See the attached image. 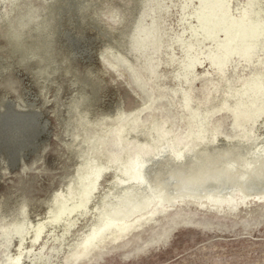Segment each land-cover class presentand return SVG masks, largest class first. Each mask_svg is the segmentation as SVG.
<instances>
[{"label":"bare ground","instance_id":"obj_1","mask_svg":"<svg viewBox=\"0 0 264 264\" xmlns=\"http://www.w3.org/2000/svg\"><path fill=\"white\" fill-rule=\"evenodd\" d=\"M175 10L176 4L169 8L161 21L152 20L140 35L135 32L133 44L140 54L145 53L148 59L156 60L157 50L164 42L162 24L169 23ZM261 31L264 32V0H196L183 11L178 36L167 37L166 42L182 50L187 41L191 43L197 37L195 45L208 42L213 46L215 54L246 55L253 47L264 48V34ZM64 43L66 49L72 47L71 33ZM100 55L102 61L111 59L110 68L113 70L119 67L128 70L123 59L118 61L108 54ZM166 60V65L172 68L166 76L170 80L175 61L170 55H166ZM252 60L255 62L249 67L243 66L234 74L235 78L229 77L230 73L212 76L211 85L217 87L225 82L224 96L221 99L230 119L228 128L235 132L233 137L216 129L217 125L211 121V110H203V105H199L195 99L186 112L182 111L179 118L171 116L161 119L157 115L161 108L154 105L157 97H154L153 86L156 84L153 79L159 74L157 70L160 62L155 61L146 69V79L152 85L146 80L144 82L140 74L130 73L134 85L146 92L145 95L148 94L149 102L130 112L115 109L102 113L101 117L107 118H96L87 123L89 129L86 137H83L79 165L84 171L78 177L92 193L99 185L103 173L113 170L115 177L108 189L114 183L119 185L122 189V203L116 205L100 196L95 211L87 214L85 204L77 203L65 212L60 208L59 201L53 199L56 207L49 212V216L35 224L21 221H7L3 224L0 221V236L8 230L27 233L26 240H20L14 254H5L1 264H32L30 254L41 250L49 254L53 264H56L54 259L57 262L59 256L65 253L68 255L63 260L65 264H75L77 260L83 263L85 259L91 261L89 257L92 252L106 250L108 245L111 248L121 247L123 241L127 240L128 243L131 232L139 235L145 230L144 226L150 227L152 222L168 219L162 212L171 211L177 205H192L196 212L228 217H236L238 210L248 204L264 205V156H261V152H264V133L258 132V127L264 125V114H260L261 118L257 116L260 111H264V70H252V67L264 69V52L254 56ZM244 71L249 72L244 74ZM192 95L194 98L196 93L192 92ZM209 95L206 94L208 102L214 97ZM160 98L167 100L169 104L168 97L162 95ZM247 109L248 112L244 114ZM148 110L151 113L146 120H142L143 112ZM242 113L244 115L239 117ZM42 114L39 106L34 103L7 96L1 98L0 163L13 167L27 152L35 155L39 152L43 146L40 144L43 141L40 135L45 128ZM77 126L74 125V128ZM180 129L181 142L176 140L175 135ZM209 139L212 144L221 140L238 145L234 150L235 157L225 165L226 170L206 177L213 180L216 187H201L190 191L185 198L167 203L158 197L142 201L144 191L141 189L150 191L148 183H152L164 157L170 154L175 160L181 161L186 152L193 147L198 150ZM110 144L115 147L112 151L108 150ZM250 148L251 154L248 152ZM129 206L137 208V211L129 212ZM157 215L160 219H155ZM81 218L85 219L83 227L72 233ZM92 244L95 245L94 248Z\"/></svg>","mask_w":264,"mask_h":264},{"label":"rangeland","instance_id":"obj_2","mask_svg":"<svg viewBox=\"0 0 264 264\" xmlns=\"http://www.w3.org/2000/svg\"><path fill=\"white\" fill-rule=\"evenodd\" d=\"M195 1L150 0L149 7L141 5L134 13L136 31L140 35L149 22L161 21L166 17L169 8L176 4V10L170 16L169 23L162 24L164 42L157 50L155 60L161 64L157 70L158 76L153 79V83L156 84L153 86L154 97H157L154 105L161 108L157 112L161 119L171 116L179 118L182 111L186 112L195 99L199 105H203V110H211V121L217 125L216 129L232 136L235 132L229 130L230 119L221 99L224 96L225 82L217 87L211 85L212 76L217 73L222 75L230 73L229 77L235 78L234 74L243 66H251L255 62L252 60L254 56L262 54L264 48L253 47L246 55L215 54L212 51L213 46L208 42L195 45L197 37H194L191 43L187 41L182 50L168 45L166 38L178 36L183 11ZM133 38L132 41L135 42ZM87 47L98 49L99 45L92 43L89 37ZM109 53L108 56L114 60L123 59L122 62L125 61L129 71L120 67L113 70L110 68L111 59L106 58V61L100 59L99 62L95 51H91L72 61L73 69L64 70L62 98L69 96L74 87L85 88L94 101L93 115L100 117L102 113L115 109L130 112L142 108L140 105L144 103L147 104L148 94L145 95L146 92L140 91L134 85L130 73L140 74L144 82L146 80L152 85L146 79V69L156 62L148 59L145 53L129 55L128 48L123 43L117 46L114 54ZM166 55H170L175 61L170 80L166 76L172 68L166 65ZM252 70L264 69L252 67ZM69 71L71 75L68 74ZM244 72L246 74L249 71ZM240 75L242 76V73ZM16 80L15 87L0 88V100L7 96L39 106L43 113L42 121H45V124L43 123L45 128L40 135V139L43 140L40 144L43 146L36 155L27 152V155L13 167H6L0 163V221L3 224L7 221L35 224L49 216V212L56 207V201L53 199L59 201L60 208L65 212L71 210L77 203L86 205L85 213L94 212L102 190H108L115 172L106 170L92 193L78 180L79 174L84 171V168L79 166L80 150L83 148V139L88 133L89 126L85 124L74 128L63 124L61 115L66 119L67 113L62 112L58 115L57 112H53L55 105L45 99L30 76L21 73L17 75ZM192 92L196 93L194 98ZM206 94L214 96L210 102L206 99ZM162 95L168 97L169 104L167 100L160 98ZM214 106L217 107L212 109ZM150 113L149 110L143 112L142 120H146ZM244 114H240L239 117ZM260 114H264V111H260L258 118L262 117ZM258 132L264 133V125L258 127ZM181 133L182 129L175 132L176 140L180 142ZM113 149L115 147L110 144L108 150ZM241 208L236 217H228L199 213L192 205H177L171 211L162 212L163 216L169 217L168 219L152 222L150 227L144 226L145 230L139 235L131 232L132 239L129 238L128 243L127 240L123 241L119 248H111L108 245L106 250L92 252L89 257L91 261L85 259L82 263L77 260L75 264H264V205L251 203ZM155 219H160V216L157 215ZM82 222L85 223V219L78 220L72 233L83 227ZM19 242V239L13 240L9 250L0 248V264L5 254L15 253ZM94 247L92 244V248ZM65 258H68L67 253L60 255L57 262L55 259L53 261L56 264H65L63 262Z\"/></svg>","mask_w":264,"mask_h":264},{"label":"clouds","instance_id":"obj_3","mask_svg":"<svg viewBox=\"0 0 264 264\" xmlns=\"http://www.w3.org/2000/svg\"><path fill=\"white\" fill-rule=\"evenodd\" d=\"M141 5L149 7L150 0H0V88L15 87L16 77L22 73L30 76L45 99L55 105L53 112L67 113L66 119L61 115L63 124L73 127L107 118L93 115L94 101L85 88L74 87L69 96L62 98L64 70L73 69L71 62L91 51L100 62L101 53L115 52L122 43L129 55H139L132 38L136 32L134 13ZM70 33L72 47L66 49L64 41ZM89 37L98 49L87 47ZM237 146L221 140L212 144L209 139L198 150L193 147L186 152L181 161L169 154L161 160L152 183H148L150 191L141 189L142 201L158 197L167 203L201 187H216L206 177L225 171ZM248 152L251 154L252 149ZM121 191L114 183L102 190L101 196L118 205L122 203ZM127 210L137 208L129 206ZM26 237L24 231H5L0 236V248L8 250L13 240L23 242ZM29 259L32 264H53L43 250L32 252Z\"/></svg>","mask_w":264,"mask_h":264}]
</instances>
